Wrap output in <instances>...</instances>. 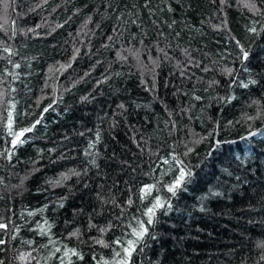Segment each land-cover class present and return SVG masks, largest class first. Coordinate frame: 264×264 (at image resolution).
<instances>
[{"label":"trees","instance_id":"obj_1","mask_svg":"<svg viewBox=\"0 0 264 264\" xmlns=\"http://www.w3.org/2000/svg\"><path fill=\"white\" fill-rule=\"evenodd\" d=\"M0 26L3 264H115L157 197L132 264H264V0H0Z\"/></svg>","mask_w":264,"mask_h":264},{"label":"snow or ice","instance_id":"obj_2","mask_svg":"<svg viewBox=\"0 0 264 264\" xmlns=\"http://www.w3.org/2000/svg\"><path fill=\"white\" fill-rule=\"evenodd\" d=\"M247 6V5H245ZM254 6V5H253ZM2 27V26H0ZM251 31L255 32V28H252ZM5 52L11 53V50L9 48H4ZM248 53L246 51L243 52V58L247 59ZM18 67V65H17ZM51 107V105H49ZM48 109L46 108L44 111H47ZM9 135L13 137L11 143L13 146L23 144L25 143V140L23 137H25L26 133L31 132L33 128L35 127V124H33L29 128H24L20 129L19 131H12V116L11 113H9ZM40 120L36 121V124H39ZM249 135H255L254 133H249ZM97 139H99V136L97 135ZM93 145H90L92 147ZM175 159V158H174ZM167 163V161H164ZM94 163V161H93ZM192 173L190 171H185V169L182 167L179 169V176L173 181V183L169 186H167V190L175 195V192L178 188H180L183 184V182L186 180V178L191 177ZM154 186L152 185H145L142 189L141 192L144 193L145 196L151 193V190ZM131 204V201L128 202ZM165 207V204L161 201L159 197H157L152 206L148 207L147 210L144 212V215L148 217L147 221H137L138 227L133 228L131 235L134 237L133 239H128L126 241H121L117 239L114 241V244L120 245V251L115 253V256L118 257L119 259L115 261V264H132V258L133 254L136 253L137 251V246L141 245L144 242V239L146 236L149 235V229L146 225L150 226L154 223L153 217L155 216V212L159 208ZM8 225L4 223H0V229H7ZM45 231L44 228H41V232L43 233ZM101 232L105 231V229H101ZM72 235H76V233H73ZM152 239H155V237H151ZM96 243L99 244H104V241L98 240ZM5 244V241L3 239H0V245ZM105 247H108L109 245H104ZM142 250V249H141ZM59 251V249H57ZM69 254L71 255H76L79 258H83L80 256L79 253H77L74 249H69L68 251L65 252V255L68 256ZM0 264H3V261H0ZM63 264V262H62ZM107 264V262H105Z\"/></svg>","mask_w":264,"mask_h":264}]
</instances>
